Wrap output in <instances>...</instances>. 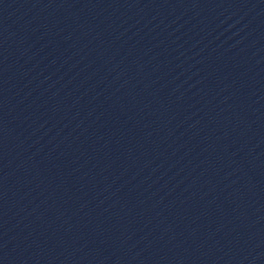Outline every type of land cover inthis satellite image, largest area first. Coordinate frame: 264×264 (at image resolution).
I'll return each mask as SVG.
<instances>
[{
	"label": "water",
	"instance_id": "obj_1",
	"mask_svg": "<svg viewBox=\"0 0 264 264\" xmlns=\"http://www.w3.org/2000/svg\"><path fill=\"white\" fill-rule=\"evenodd\" d=\"M0 264H259L145 119L4 0Z\"/></svg>",
	"mask_w": 264,
	"mask_h": 264
}]
</instances>
